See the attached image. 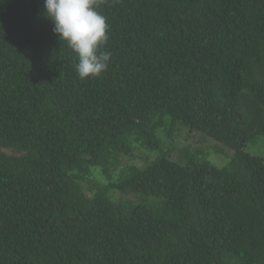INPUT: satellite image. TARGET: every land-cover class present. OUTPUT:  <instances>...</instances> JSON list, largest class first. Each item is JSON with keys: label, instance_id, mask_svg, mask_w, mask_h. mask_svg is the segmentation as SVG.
I'll list each match as a JSON object with an SVG mask.
<instances>
[{"label": "trees", "instance_id": "obj_1", "mask_svg": "<svg viewBox=\"0 0 264 264\" xmlns=\"http://www.w3.org/2000/svg\"><path fill=\"white\" fill-rule=\"evenodd\" d=\"M98 11L112 55L81 80L44 0H0V264H264V156L246 150L264 137V0ZM181 126L228 162L173 160ZM137 147L147 163L88 186Z\"/></svg>", "mask_w": 264, "mask_h": 264}, {"label": "clouds", "instance_id": "obj_2", "mask_svg": "<svg viewBox=\"0 0 264 264\" xmlns=\"http://www.w3.org/2000/svg\"><path fill=\"white\" fill-rule=\"evenodd\" d=\"M102 0H44L45 16L53 33L76 54L81 80L97 78L108 68L111 52L103 50L109 39L106 17L98 11Z\"/></svg>", "mask_w": 264, "mask_h": 264}, {"label": "rangeland", "instance_id": "obj_3", "mask_svg": "<svg viewBox=\"0 0 264 264\" xmlns=\"http://www.w3.org/2000/svg\"><path fill=\"white\" fill-rule=\"evenodd\" d=\"M162 147L173 160L180 163L186 162L185 158H187V152L191 153L193 156L201 157L204 155L207 160L217 166H224L229 159V156L225 153H217L218 150H223L225 152L224 147H222L219 142L204 136L200 132L190 131L184 126L179 127V129L175 131L171 137H163ZM246 150L254 155L263 154L264 156V137L257 136L249 141L246 145ZM5 151H7V153H11L9 150ZM133 152L135 154L133 157L130 155L120 156L119 162L115 164V167L110 171L109 176L103 174L101 175L96 171L95 177L91 178L92 185L88 184V186H97L98 181L107 184L110 180L116 179L120 175V171L124 168L126 169L130 164L143 166L147 163L145 150L137 147ZM157 155V153H152L149 155V158L154 159Z\"/></svg>", "mask_w": 264, "mask_h": 264}]
</instances>
